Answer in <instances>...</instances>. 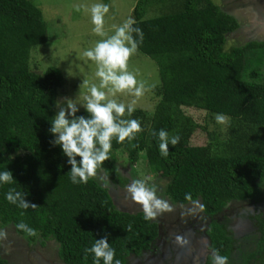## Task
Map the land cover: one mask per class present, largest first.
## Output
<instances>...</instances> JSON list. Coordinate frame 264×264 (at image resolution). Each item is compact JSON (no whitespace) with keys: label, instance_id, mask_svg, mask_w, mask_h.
<instances>
[{"label":"trees","instance_id":"obj_1","mask_svg":"<svg viewBox=\"0 0 264 264\" xmlns=\"http://www.w3.org/2000/svg\"><path fill=\"white\" fill-rule=\"evenodd\" d=\"M152 8L155 14L144 17ZM130 17L144 33L138 51L157 65L161 98L147 130L131 142L113 139L110 159L97 176L74 184L67 157L50 143L63 75L55 66L43 73L28 66L31 49L47 39L41 10L32 0H0V171L14 176L12 184L0 183V226L25 242L52 241L62 264H94L85 249L106 234L121 264H147L161 252L163 221L145 220L144 211L116 208L108 192L110 184L126 181L115 151L125 152L130 176L143 152L156 179L164 180L157 195L172 204L199 202L207 242L199 264H213V249L227 256L228 264H264V212L248 216L245 211L251 229L244 232L223 213L229 202L264 199V52L259 51L264 40L226 47L227 34L239 23L212 0H136ZM255 59L260 63L249 64ZM181 106L224 114L225 139L213 136V143L189 144L197 124ZM160 129L180 136L175 147L169 145L167 158L160 154L158 135H152ZM10 188L26 192V200L37 207L9 203L5 196ZM20 222L36 235L17 229ZM0 264H12L1 251Z\"/></svg>","mask_w":264,"mask_h":264},{"label":"rangeland","instance_id":"obj_2","mask_svg":"<svg viewBox=\"0 0 264 264\" xmlns=\"http://www.w3.org/2000/svg\"><path fill=\"white\" fill-rule=\"evenodd\" d=\"M136 0H32L42 13L46 24L47 39L43 44L35 46L30 51L28 66L32 71L43 73L48 66L57 67L64 78V83L57 89L55 114L59 111L58 104L66 106L67 100L73 103L83 104L84 96L89 95V87L99 84V78L95 72L97 65L86 58L85 50L94 47L97 41L106 38L97 35L91 22V5L96 3L108 4L109 12L105 15L104 31L108 35L114 34L115 27L120 26L130 18L131 9ZM225 11L233 15L239 23V29L226 36L225 46L242 43L250 40H264V0H212ZM243 1L244 6L240 3ZM76 6H81L80 11ZM242 6V7H241ZM155 10L149 9L144 17H151ZM261 24V25H260ZM260 25L258 32L255 27ZM256 33V34H255ZM263 50V51H262ZM262 53L264 49L259 50ZM260 55V53L258 52ZM249 64L260 63L258 59L251 60ZM264 63V57L262 59ZM129 71L138 72L137 79L143 80L150 87L140 98H135L127 92L117 93L118 101L125 103L136 100L135 111L131 116L125 115V119H139L141 126L147 130L151 124L155 106L161 98L159 89L158 68L153 59L137 51L129 60ZM264 80V69L262 74ZM113 98V97H110ZM79 111L85 110L78 105ZM184 115L189 116L197 126L193 129L189 144L205 145L216 140H224L227 136V123L218 124L215 115L193 107L181 106ZM118 170L126 178V181L108 186V192L112 197L116 208L129 212L143 211L142 205L132 200L127 192L128 185L133 179L143 180L149 186L155 184L157 192L164 184L163 179H156L155 174L148 168L143 152L134 163V175L129 174L125 152L115 151ZM159 196V194H158ZM172 211H163L154 218L157 222L163 221L165 228L164 237L159 240L160 253H155L147 264H199L205 257L206 238L201 228L204 226L199 202H190L186 205L172 204L166 197ZM264 197V186L261 189L260 198ZM255 212H264V199L256 203L251 201L229 202L223 213L232 219L237 231L249 229V217ZM0 231L7 233L6 239H0V251L3 256L10 259L12 264H62L57 258L55 245L47 241L40 245L34 242H25L19 235L12 233L10 229L0 226ZM176 236H182L187 241L181 246L176 242ZM164 240V241H163ZM165 244V245H164ZM168 245V246H167ZM173 249V251H172ZM201 261V262H202ZM137 264V263H132Z\"/></svg>","mask_w":264,"mask_h":264},{"label":"clouds","instance_id":"obj_3","mask_svg":"<svg viewBox=\"0 0 264 264\" xmlns=\"http://www.w3.org/2000/svg\"><path fill=\"white\" fill-rule=\"evenodd\" d=\"M80 8L81 6H76L77 11H80ZM109 9L110 6L103 3L93 4L90 9L86 8L91 12L93 31L101 37H106L83 53L86 58L96 63L95 75L99 78V84L89 87V95L84 96L83 104L70 100H67L66 106L58 104L59 111L53 116L49 128V132L54 136L50 143L53 146L59 145L67 157L70 180L74 184H86L90 178L97 176L98 169L110 159L113 139L118 143H123L126 139L131 142L143 131L139 119L124 118L125 115L133 114L136 100L128 103L118 101L114 98L116 94L127 92L135 98H140L150 87H155L138 80V72L129 71V60L143 43V30L135 26L136 20L130 17L120 26H114V34L108 35L104 31V25ZM78 105L84 107L87 116L77 115ZM214 118L218 124L227 123V117L222 113L215 114ZM152 135H158L159 151L165 158L169 155V145L175 147L180 142L179 135L170 137L165 129H160L158 133L153 131ZM13 181L12 171H0V183L12 184ZM127 192L132 200L142 205L145 220L154 219L160 212L172 211L169 203L157 195L155 185L149 186L143 180L133 179L127 187ZM26 195V192L10 188L5 198L22 209L36 208L35 203L26 200ZM185 198L191 200V195L186 194ZM16 227L28 235H36V230L24 222H20ZM128 230H131V225ZM6 238L7 233L0 231V239ZM176 242L181 246L187 243L182 236H176ZM89 253L94 256V264H100L101 260L103 264H121L120 260L115 259L116 251L110 246L107 234L96 239L91 247L85 249V257ZM212 260L213 264H228V257L220 255L216 249L212 251Z\"/></svg>","mask_w":264,"mask_h":264},{"label":"flooded vegetation","instance_id":"obj_4","mask_svg":"<svg viewBox=\"0 0 264 264\" xmlns=\"http://www.w3.org/2000/svg\"><path fill=\"white\" fill-rule=\"evenodd\" d=\"M240 3L242 4V6H244L243 1H241ZM242 6H241V7H242ZM260 25H261V24H260ZM260 25L254 26V27H255V30H256L255 32H258V30H259V28H260ZM239 28H240V27H238L236 30H238ZM255 34H256V33H255ZM248 225H249V224H248ZM164 226H165V225H164ZM249 226H250V225H249ZM250 229H251V226H250L249 229L247 228V231L250 230ZM161 239H162V237H161ZM163 241H164V240H163ZM164 245H165V244H164ZM167 246H168V245H167Z\"/></svg>","mask_w":264,"mask_h":264}]
</instances>
